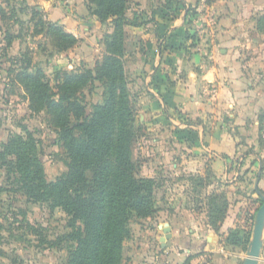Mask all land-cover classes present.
I'll use <instances>...</instances> for the list:
<instances>
[{"label": "crops", "instance_id": "1", "mask_svg": "<svg viewBox=\"0 0 264 264\" xmlns=\"http://www.w3.org/2000/svg\"><path fill=\"white\" fill-rule=\"evenodd\" d=\"M62 1L40 0V8L78 38L75 54L92 69L102 57L99 38L111 29L83 0H67L74 10H62ZM129 5L126 17L135 25L123 29L124 70L142 132L132 148L140 176L211 173L208 190H224L230 204L219 234L202 214L158 210L143 220L144 240L123 249V261L242 264L241 250L225 247L220 235L239 223L245 198L258 199L256 183L264 194V0ZM258 264H264V243Z\"/></svg>", "mask_w": 264, "mask_h": 264}, {"label": "trees", "instance_id": "2", "mask_svg": "<svg viewBox=\"0 0 264 264\" xmlns=\"http://www.w3.org/2000/svg\"><path fill=\"white\" fill-rule=\"evenodd\" d=\"M86 4L100 24L112 26L103 40L102 57L93 68L81 62L71 72L58 71L53 87L41 72L16 76L28 110L42 112L56 131L66 156V172L54 181L46 179L37 142L27 131L0 145V168L12 175L9 184L17 186L29 202L48 203L67 217L65 264H122L123 244L131 235L130 220H146L156 214V200L167 194L164 185L169 179L141 177L132 160L138 129L121 60L123 29L135 25L126 17L127 0H86ZM2 14L0 8V19ZM47 26L56 33L58 52L78 44L61 26ZM95 83L103 85L105 93L101 102L87 106L84 92L91 94ZM229 204L225 199L220 208L209 211L207 225L215 234L220 232ZM261 204L259 198H245L239 223L220 235L225 244L245 250L250 236L247 226Z\"/></svg>", "mask_w": 264, "mask_h": 264}, {"label": "rangeland", "instance_id": "3", "mask_svg": "<svg viewBox=\"0 0 264 264\" xmlns=\"http://www.w3.org/2000/svg\"><path fill=\"white\" fill-rule=\"evenodd\" d=\"M83 3L88 11L86 0ZM127 3L129 8V0ZM71 5L72 3L63 0L59 6L62 10H74ZM40 7V0H0V8L3 10L0 19V145L11 136H22L24 131L31 133L37 142V155L44 167L46 179L54 181L66 172V156L58 143L56 131L47 124L44 114H33L28 110L26 96L16 76L19 73L33 75L41 72L53 87L58 71L71 72L73 65L78 66L82 61L75 54L76 45L65 52L57 51L56 33L53 29H48L47 24L61 26L62 32H68L62 24L50 21L48 13ZM75 14L80 17V13L75 11ZM100 25L111 29L110 33L102 36L98 33L97 37L101 36L99 45L103 51L104 37L111 34L112 26L109 23ZM125 58L126 54L123 52L121 60L124 67ZM72 60V67H67V62ZM125 75L129 89L126 71ZM105 90L100 83L94 84L91 94L85 90L87 106L101 102ZM130 99L133 101L131 92ZM134 109L137 114L135 105ZM89 112L87 107V113ZM136 127L137 137H140V126ZM11 177L4 168H0V189L3 191L0 193V264H65L68 256V242L64 238L69 231L67 217L61 210L52 209L48 203L29 202L17 186L9 184ZM159 177L169 181L164 185L167 189L165 197H158L156 200V214L160 210L174 209V212H189L194 216L202 214L206 219L210 215L209 211L220 208L227 199L224 190H208L215 178L211 173L202 176L160 175L157 178ZM217 217L216 224L220 219L219 215ZM253 223L254 220L251 225L248 224L249 229L246 227L250 231L249 240ZM129 227L131 235L123 249H135L133 243L139 238L144 240L142 233L149 228L146 222L135 218L130 220ZM248 243L245 250H241L243 256ZM122 264H126V260Z\"/></svg>", "mask_w": 264, "mask_h": 264}, {"label": "water", "instance_id": "4", "mask_svg": "<svg viewBox=\"0 0 264 264\" xmlns=\"http://www.w3.org/2000/svg\"><path fill=\"white\" fill-rule=\"evenodd\" d=\"M255 191L258 198L262 201V204L255 213L251 238L242 264H258L264 243V194L258 191L257 183L255 185Z\"/></svg>", "mask_w": 264, "mask_h": 264}]
</instances>
